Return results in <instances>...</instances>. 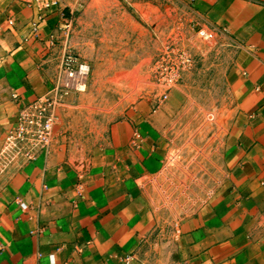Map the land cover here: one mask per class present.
Instances as JSON below:
<instances>
[{
	"label": "crops",
	"instance_id": "crops-1",
	"mask_svg": "<svg viewBox=\"0 0 264 264\" xmlns=\"http://www.w3.org/2000/svg\"><path fill=\"white\" fill-rule=\"evenodd\" d=\"M181 1L239 48L227 182L179 235L173 225L163 235L146 182L167 159L159 119L126 123L118 148L85 166L58 137L48 157L0 177V264H264V0ZM60 3L0 2V148L19 110L55 83L67 47Z\"/></svg>",
	"mask_w": 264,
	"mask_h": 264
},
{
	"label": "rangeland",
	"instance_id": "rangeland-1",
	"mask_svg": "<svg viewBox=\"0 0 264 264\" xmlns=\"http://www.w3.org/2000/svg\"><path fill=\"white\" fill-rule=\"evenodd\" d=\"M19 1L42 8L53 0ZM56 1L65 19L63 55L79 57L89 74L57 109L54 140L85 166L118 148L126 123L159 119L167 159L146 182L167 235L227 182L223 143L240 116L232 81L239 48L181 0Z\"/></svg>",
	"mask_w": 264,
	"mask_h": 264
},
{
	"label": "built area",
	"instance_id": "built-area-1",
	"mask_svg": "<svg viewBox=\"0 0 264 264\" xmlns=\"http://www.w3.org/2000/svg\"><path fill=\"white\" fill-rule=\"evenodd\" d=\"M56 3L47 2L44 8H51ZM9 22L15 25L14 19ZM33 30L37 32L38 27L35 26ZM60 65V74L53 87L35 101L25 104L19 110L16 122L7 131L0 148V177L18 164L33 162L51 153L57 109L73 90L85 87L89 74V65L71 52H65ZM14 98H18V94H14ZM179 224L176 223L177 234H180ZM133 258V255L127 256V264ZM174 264L191 263L183 260Z\"/></svg>",
	"mask_w": 264,
	"mask_h": 264
}]
</instances>
